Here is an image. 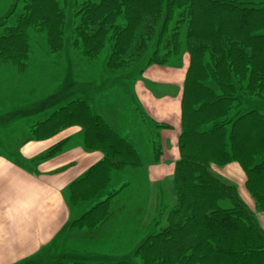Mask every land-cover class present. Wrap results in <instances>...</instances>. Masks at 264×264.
<instances>
[{
  "label": "trees",
  "instance_id": "1",
  "mask_svg": "<svg viewBox=\"0 0 264 264\" xmlns=\"http://www.w3.org/2000/svg\"><path fill=\"white\" fill-rule=\"evenodd\" d=\"M70 9L64 0H24L16 23L2 24L0 67L11 63L17 74L26 72L30 30L45 35L50 54L63 52ZM72 14V47L82 59L96 61L111 42L104 69L108 77L134 71L147 57L141 74L176 58L189 60L172 176L177 203L166 226L155 223L131 259L119 260L125 256L121 253L96 264H264V234L240 185L219 173L238 165L255 213H264V115L240 113L244 99H264V0H76ZM71 126L81 128L86 151L103 155L70 185L72 204H91L71 225L72 236H86L98 254L97 245L106 237L117 245L110 243L111 227L122 224L118 211L126 208L116 201L125 186L111 187L112 175L128 168L136 172L144 168L143 160L115 121L108 122L80 99L33 124L28 138H51ZM156 128L172 127L156 123ZM68 141L54 145L48 156L60 153ZM161 143L151 142L154 165L164 161ZM78 243L71 249L91 252Z\"/></svg>",
  "mask_w": 264,
  "mask_h": 264
},
{
  "label": "rangeland",
  "instance_id": "2",
  "mask_svg": "<svg viewBox=\"0 0 264 264\" xmlns=\"http://www.w3.org/2000/svg\"><path fill=\"white\" fill-rule=\"evenodd\" d=\"M64 1L66 7L72 9L76 3V0ZM23 4L24 0H0V35L5 21L9 26L16 23L17 17L22 14ZM72 9L71 13L67 11L63 52L58 55L50 54L45 35L30 30L31 53L26 72L17 74L16 67L11 63L0 67V157L19 163L24 157L23 152L27 154L41 150L33 154L35 157L26 160L30 169L39 171L40 167L56 159L63 164V168L71 166L78 160L77 152H80L79 157H82V153L102 154L88 152L83 148V133L78 126L62 129L51 138L38 139L35 136L36 138L29 140V130L33 124L49 118L51 113L73 100H84L108 122L115 121V128L138 148L144 166L136 172L128 168L113 174L111 187L119 189L125 186L116 200L120 201L119 206L123 204L126 207L124 211H118L117 222L122 224L113 225V234L109 237L110 243L117 245L111 246L106 237L105 242L97 245L98 254L92 252L94 244L89 242L84 244L91 251L87 254L69 250L73 255L71 261L83 259L86 264L111 262L112 258L121 253L125 256L119 260H129L138 245L151 233L155 223H160L161 227L166 226V218L177 203L173 172H170L169 177L152 180L146 178L145 170L154 165L152 141L162 142V163L174 165L178 158L180 93L189 60L188 57L176 58L168 66H154L141 74V70L146 67L147 57L134 71L108 77L104 69L111 42L107 41L96 61L82 59L72 47L75 25ZM13 11L15 13L11 15ZM255 110L264 115V99H244L240 113ZM156 123L169 124L172 128H156ZM26 139L28 141L24 142ZM66 139L69 141L64 144L62 151L49 157V150ZM29 145L32 147H28ZM68 153H73L70 162L75 158L74 162L65 163L60 160ZM60 170L61 166L57 171ZM243 181L244 179L239 181L241 188H244ZM241 193L248 201V196L242 191ZM69 205L76 207L79 204H71L70 201ZM84 208L74 210V214H77L75 216L80 213L82 217L86 213ZM247 208L253 213L254 221L258 222V215L252 204L247 202ZM78 244L74 238L68 242L69 247Z\"/></svg>",
  "mask_w": 264,
  "mask_h": 264
},
{
  "label": "crops",
  "instance_id": "3",
  "mask_svg": "<svg viewBox=\"0 0 264 264\" xmlns=\"http://www.w3.org/2000/svg\"><path fill=\"white\" fill-rule=\"evenodd\" d=\"M39 151L23 152L24 157L19 163L0 157V264L70 262L73 258L72 249L68 246L69 240L73 238L71 225L80 218V213L75 216L74 210L85 207L87 211L91 207V204L84 203L70 207V185L97 164L103 155L82 153V157H79L80 152H77L78 160L71 166L63 168V164L56 159L35 171L26 165V160L35 157L33 154ZM72 157L73 153H68L60 160L68 163ZM74 161L75 158L70 163ZM60 166L62 170L57 171ZM174 168L175 164L166 165L165 162L161 165L152 164L145 170V176L152 180L169 177L170 172L174 173ZM219 173L242 186L239 181L244 178L238 165H230ZM240 189L249 198L247 201L240 191L246 204L251 203L255 209L248 191ZM257 215L258 226L264 234V213ZM79 237H76V242L82 241L84 251L86 236Z\"/></svg>",
  "mask_w": 264,
  "mask_h": 264
}]
</instances>
